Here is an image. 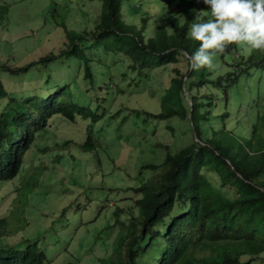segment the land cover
<instances>
[{"label":"trees","instance_id":"1","mask_svg":"<svg viewBox=\"0 0 264 264\" xmlns=\"http://www.w3.org/2000/svg\"><path fill=\"white\" fill-rule=\"evenodd\" d=\"M100 1L93 29L65 28L67 42L58 53L21 67L0 64V72L13 81L66 63L67 71L77 73L70 84H57L49 75L47 85L28 96L8 89L6 76L0 75V183L19 176L36 136L55 116L72 124L90 121L87 140L79 148L97 156L100 147L92 126L107 121L119 129L131 123L146 131L177 118L189 124L196 142L177 153L167 148L160 166H145L154 174L133 190L139 195V216L114 210L121 233L115 256L103 260L264 264V49L229 45L214 56V66L193 69L189 57L199 42L190 39V26L207 18L202 0ZM57 10V4L49 7L45 17L51 23L62 17ZM6 11L9 7L0 5V27L7 24ZM169 66L170 86L156 110L125 106L130 114L122 122L118 117L125 109L108 114L116 98L126 95L114 72L130 79L129 88L148 89L154 72ZM214 124L219 128L203 129ZM168 129L175 132L172 125ZM243 129L246 134L239 133ZM5 221L0 219V264H45L46 251L38 241L19 250L5 240ZM112 229H106L107 236Z\"/></svg>","mask_w":264,"mask_h":264},{"label":"rangeland","instance_id":"2","mask_svg":"<svg viewBox=\"0 0 264 264\" xmlns=\"http://www.w3.org/2000/svg\"><path fill=\"white\" fill-rule=\"evenodd\" d=\"M75 1L0 0V5L9 7L7 24L0 27V64L21 67L58 53L67 42L65 28L78 32L92 30L101 14L102 2H80L76 7ZM56 4V15L62 17L57 21L51 19V23L45 16L49 7ZM81 9L85 16L81 15ZM68 68L69 63L59 64L52 71L31 72L19 81L11 80L5 72L0 75L6 76L4 83L8 89L28 96L33 89L45 87L49 75L58 80L57 84L61 81L70 84L77 73L67 71ZM171 70L169 66L154 72L148 89L147 86L129 88L130 79L114 72L126 95L116 98L108 114H117L125 106L156 110L170 86ZM128 114L125 109L118 122ZM130 124L119 129L117 124L107 121L92 126L100 147L97 156L81 153L79 148L87 140L90 121L79 119L72 124L55 116L50 126L36 136L19 176L0 183V219L6 220L8 233L5 240L19 250L38 241L39 247L46 251L45 264H106L103 259L115 256L121 227L117 226L113 213L115 209H124L127 214L139 216L135 202L139 195L133 190L141 186V180H149L154 174L145 166H160L167 148L177 153L197 140L189 124L177 118L146 131ZM170 125L175 132L168 129ZM218 128L216 124L212 128L203 125L206 131ZM239 133L246 134V129ZM59 156L61 161H57ZM209 178L218 184L214 181L216 177ZM110 226L113 229L107 236L106 229Z\"/></svg>","mask_w":264,"mask_h":264},{"label":"clouds","instance_id":"3","mask_svg":"<svg viewBox=\"0 0 264 264\" xmlns=\"http://www.w3.org/2000/svg\"><path fill=\"white\" fill-rule=\"evenodd\" d=\"M202 2L208 9L204 11L207 18L190 26V39L199 42L189 57L193 69L214 66V56L229 45L264 49V0Z\"/></svg>","mask_w":264,"mask_h":264}]
</instances>
